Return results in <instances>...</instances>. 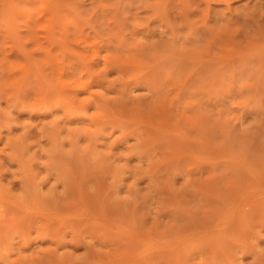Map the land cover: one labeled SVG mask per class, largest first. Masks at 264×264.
<instances>
[{
	"label": "rangeland",
	"instance_id": "rangeland-1",
	"mask_svg": "<svg viewBox=\"0 0 264 264\" xmlns=\"http://www.w3.org/2000/svg\"><path fill=\"white\" fill-rule=\"evenodd\" d=\"M262 2L0 0V264H264V45L243 23L256 7L264 26ZM57 3L68 48L41 28ZM205 23L242 52L206 43ZM88 80L77 101L102 95L108 121L57 95ZM219 235L224 259L205 248Z\"/></svg>",
	"mask_w": 264,
	"mask_h": 264
},
{
	"label": "bare ground",
	"instance_id": "bare-ground-1",
	"mask_svg": "<svg viewBox=\"0 0 264 264\" xmlns=\"http://www.w3.org/2000/svg\"><path fill=\"white\" fill-rule=\"evenodd\" d=\"M29 1V0H28ZM201 3L203 2L205 5H206V9L208 10L209 8H210V4H215V5H219V4H225L228 8H229V3L230 2H234L235 0H199ZM259 1H262V0H259ZM199 4V3H198ZM262 6H264V2H262ZM9 8V6L7 5V1H5V3H2V9H6V8ZM11 7H15V5H13V6H11L10 5V9H11ZM226 7V8H227ZM258 7V6H257ZM26 8V7H25ZM25 8H23V10L25 9ZM259 8V7H258ZM258 8H257V10H258ZM262 8V7H261ZM9 9V10H10ZM49 8H46V11L48 10ZM65 9H66V6L65 5H62V4H59V3H57L54 7H51L50 8V10H49V14H50V17L48 18V20H47V23L49 22V24H47L46 26L44 25V26H42L41 28H42V30H45L46 31V37H45V41H46V43H48L49 45L50 44H52V45H57L58 44V46L60 45V44H62L61 46H63V47H65L67 44L69 45V40H68V35H67V31L65 30V29H60L59 28V30L60 31H57V33H58V36L59 37H56V29H57V25L56 24H59V27H60V22H59V15L61 14V13H63L64 11H65ZM26 10H28V8L26 9ZM26 10L24 11V12H26ZM259 11V10H258ZM34 12V11H33ZM255 12H256V7H255V9H253V11H251L249 14H246V16L247 17H249V19L247 20L246 19V17H244L246 20H244L243 21V23L245 24V26H248V25H250V27H252L253 28V33L252 34H254L255 33V36L254 35H251V37H249V39L251 38V40L253 39L252 37L254 36V38L256 39V40H258V44H259V42L262 44V45H264V26H262V24H260V21H258L256 18H255ZM261 12V11H260ZM28 13H32V10H30L29 9V12ZM40 13V12H39ZM47 13H48V11H47ZM247 13V12H246ZM42 13H40V14H38L39 16L41 15ZM258 16V18H261L262 20H264V12H261V13H256ZM37 15V16H38ZM189 15V14H188ZM39 16H38V18H39ZM41 17V16H40ZM186 17H187V15H186ZM205 17H206V15H205ZM188 20V22H190L189 21V19H187ZM231 20V19H230ZM233 20V19H232ZM38 19H36L35 18V20L34 21H31L34 25L36 24L37 25V23H38ZM262 22H264V21H262ZM194 23V22H193ZM192 23V24H193ZM225 23V22H224ZM74 24V23H73ZM206 24V23H205ZM207 24H208V22H207ZM206 24V25H207ZM226 24H228V23H226ZM233 24H235V23H233ZM75 26L74 27H76L75 29H74V36H76V37H83V38H85V36L83 35L84 33H83V29L82 30H79L78 28L80 27H78V25L77 24H74ZM194 25V24H193ZM192 25V26H193ZM191 26V25H190ZM195 26V25H194ZM193 26V27H194ZM204 26V25H203ZM229 26V25H228ZM242 26H244V25H242ZM207 27H208V25H207ZM221 27V26H220ZM219 27V28H220ZM224 26L222 25V28H223ZM227 27V26H226ZM226 27H224L225 28V34L223 33V31H222V33L224 34H221V33H216V31H214V30H211V29H209V28H211L210 26L208 27V29L206 28V26H205V28H206V30H205V28H204V30H205V35L203 34V38L205 39H203L204 41H206V43H213L214 44V48L215 49H217V51H220V53H222V54H230V56L232 55V54H235V53H237L238 54V52H242V50H243V47L242 46H240L241 45V43L239 44V42L237 41V39H239V38H237V35H238V32L237 31H235V33H233L232 35H228V30L229 29H227ZM239 27V26H238ZM202 28V27H201ZM200 28V29H201ZM215 28H217V27H215ZM197 29V28H196ZM240 28H238V30H239ZM193 31L192 32H194V30L195 29H192ZM221 30V29H220ZM224 30V29H223ZM227 30V31H226ZM233 30H235V28L233 29ZM237 30V29H236ZM197 31V30H196ZM215 33H214V32ZM217 31H219V30H217ZM201 32H204L202 29H201ZM241 32H242V30H241ZM240 32V33H241ZM197 33H199V30L197 31ZM245 33H247L246 31H245ZM246 35H248V33L246 34ZM95 36H97V35H95ZM244 36V35H243ZM249 36V35H248ZM237 38V39H236ZM244 38V37H243ZM99 39V38H98ZM235 39H236V42H238V43H236L235 42ZM248 39V38H247ZM247 39H245V40H247ZM260 39V40H259ZM35 40H36V38H35ZM85 41H86V39H84ZM101 40V39H100ZM98 41V40H97ZM102 41H103V39H102ZM101 41V42H102ZM195 41V40H194ZM193 41V42H194ZM240 41V40H239ZM253 41V40H252ZM250 42V40L248 41V42H246V45L250 42L251 44L253 43V42ZM255 41V40H254ZM37 42H38V44H39V41L37 40ZM87 42V41H86ZM192 42V43H193ZM100 43V42H99ZM257 43V41H255V45H257L256 44ZM96 44H98V42H96L95 43V45ZM250 44V46H252ZM40 45H41V43H40ZM43 45V44H42ZM68 45H67V48H68ZM260 46V45H259ZM70 47V46H69ZM241 47V48H240ZM248 47V46H247ZM255 47H257V46H254V48ZM262 47H264V46H262ZM253 48V49H254ZM101 47H96L95 48V46H91V45H88L87 46V51H89V50H92L91 51V53H92V57L93 58H98L99 56H100V52H101ZM207 49V48H206ZM249 50H251V47L249 48L248 47V49L246 50V51H244V52H246L247 54H250V52H252V51H250L249 52ZM262 50V49H261ZM87 51H82V53H80V52H78V51H75V55L74 56H76L75 57V61H77L78 62V65L77 64H75L76 66H79V67H77V68H79V72L80 73H82L83 72V74L85 73V74H87V75H89L88 77H92L93 75L91 74V67L95 64V61L93 60V58L91 59V60H89V61H87V55H86V53H87ZM188 51H193L194 52V50H188ZM248 51V52H247ZM199 52V50L197 51V53ZM207 52V58L208 59H206V57H205V60H206V63L205 62H203V64L205 65L206 64V67L208 68V66L210 67L211 65H208L207 64V62L209 63H211L212 64V66L211 67H213V63H215V64H217L218 62H219V60L217 61V63H216V60H217V58L215 57V58H213V57H211V52H210V50H208V51H206ZM205 52V53H206ZM244 52H243V55H245L244 54ZM143 53V52H142ZM195 53H196V51H195ZM239 53V54H240ZM255 53V51L253 52V53H251V54H254ZM168 54V53H167ZM166 54V55H167ZM173 54V53H172ZM200 54H201V52H200ZM203 54V53H202ZM250 54V55H251ZM165 55V56H166ZM193 55V54H192ZM256 55V54H255ZM162 56H164V55H162ZM164 56V57H165ZM194 56V58L196 57V54L195 55H193ZM205 56V55H204ZM234 56V55H233ZM239 56V55H238ZM138 57V56H137ZM159 57V56H158ZM164 57H162V58H164ZM223 57H224V55H223ZM248 57V56H247ZM106 58H112V66L114 65L115 67H116V69H117V72H119V73H121L123 70H122V68L124 67V64L123 63H119V61L118 60H115V58L114 57H111V56H107V57H105L104 59H106ZM133 58H135V57H133ZM161 58V59H162ZM177 58V57H176ZM179 58V57H178ZM5 59H7V58H5ZM77 59V60H76ZM137 59V58H136ZM202 59V58H201ZM219 59V58H218ZM221 59V58H220ZM223 59V58H222ZM134 60V59H133ZM141 60V59H140ZM158 60V59H157ZM170 60H172V59H170ZM182 60H183V58H182ZM195 60V59H194ZM197 60V59H196ZM200 60V59H199ZM208 60V61H207ZM229 60V59H228ZM5 61V60H4ZM74 61V62H75ZM105 61H107V59L105 60ZM126 61H127V59H126ZM139 61V60H138ZM137 61V62H138ZM180 61V60H179ZM192 61V60H191ZM204 61V60H203ZM221 61V60H220ZM224 61V60H223ZM262 61V60H261ZM227 62V61H226ZM262 62H264V61H262ZM6 63H8V61H6ZM130 62H128V64H129ZM135 63V62H134ZM177 63V62H176ZM188 63V62H187ZM202 63V62H201ZM200 63V65L202 66V64ZM225 63V62H224ZM233 63V62H232ZM142 64V63H141ZM140 64V65H141ZM160 64V63H159ZM195 64H196V62H195ZM227 64H230L229 62L227 63ZM72 65H74V64H72ZM107 65V64H106ZM105 65V66H106ZM174 65H175V63H174ZM173 65V66H174ZM190 65H191V63H190ZM194 65V64H193ZM193 65H191V66H193ZM204 65L202 66V67H204ZM208 65V66H207ZM218 65V64H217ZM134 66V65H133ZM144 66V65H143ZM142 66V67H143ZM151 66H152V64H151ZM189 66V65H188ZM197 66V65H196ZM201 66H198V67H201ZM261 66H262V64H261ZM144 67H146V66H144ZM165 67V66H164ZM178 67V66H177ZM184 67H185V65H184ZM190 67V66H189ZM197 67V68H198ZM201 67V68H202ZM73 68V67H72ZM156 68V67H155ZM175 68V67H174ZM183 68V67H182ZM191 68V67H190ZM193 68V67H192ZM195 68V67H194ZM197 68H195V69H197ZM73 69H75V68H73ZM116 69H114V70H116ZM165 69V68H164ZM189 69V68H188ZM195 69H194V71H195ZM204 69V68H203ZM211 68H209V70H210ZM77 70V69H76ZM126 70V69H125ZM132 70H134V69H132ZM175 70V69H174ZM173 70V71H174ZM201 70V69H200ZM200 70H199V73H200ZM207 70V69H206ZM205 69H204V73H207V72H209V71H206ZM111 71V70H110ZM156 71V69L153 71V73H151L152 75H150V78L154 81L155 80V78L157 77L156 75H158V72H155ZM184 71V70H183ZM198 71V70H197ZM157 73L156 75H155V73ZM170 72V71H169ZM179 72H181V71H179ZM202 72V73H203ZM176 73V72H175ZM196 73H198V72H196ZM201 73V74H202ZM203 73V74H204ZM160 74H164V73H159V75ZM202 74V75H203ZM165 75V74H164ZM175 75V74H174ZM205 75V74H204ZM215 75V74H214ZM149 76V75H148ZM170 76V75H169ZM168 76V77H169ZM178 76V75H177ZM191 77V76H190ZM189 77V78H190ZM144 78V77H143ZM143 78H139V77H136L135 79H134V83L135 84H139V82H143L142 80H140V79H143ZM145 78H148V77H145ZM144 78V79H145ZM92 79V78H91ZM143 79V80H144ZM158 79V78H157ZM156 79V80H157ZM177 79V78H176ZM103 80V79H102ZM102 80H99L98 82H96L97 84L96 85H99V87L100 86H102V84L104 83V81H102ZM155 80V81H156ZM178 80V79H177ZM146 81V80H145ZM144 81V82H145ZM155 81H154V83H155ZM76 82V81H75ZM78 82V81H77ZM149 82H151L150 80H149ZM94 83V82H93ZM146 83V82H145ZM175 83V82H174ZM134 84V85H135ZM147 84V83H146ZM149 84V83H148ZM185 84V83H184ZM140 85V84H139ZM185 86V85H184ZM90 87H92V81H90V80H88L87 82H84V83H76V85L74 86V87H70V86H68V87H66V88H64V87H62L61 89H60V91L58 92V96L62 99V102H64V103H66V105H67V107L68 108H70L69 110H66L67 111V113H68V115H73V116H75L76 114H75V111L77 110H85L86 109V107L88 108V107H94L96 110H97V112L94 114V119H98V120H100V122L101 123H103L102 122V119H104V118H106V120H107V118H108V120H109V116L108 115H105V116H103V110H105L104 111V114H106L105 112L107 111L106 109H105V106H107L106 105V101H104V100H102V97H100V96H102V95H100V96H98V97H100L101 98V100L97 97H93V96H91V95H89L90 97L88 98V99H86L85 100V102H86V107L85 106H83V104H82V102H80V101H77V96L80 94V93H85V91H88V90H90L89 88ZM105 103H104V102ZM110 105V104H109ZM109 105L107 106V107H109ZM121 105V104H120ZM123 105V104H122ZM121 105V106H122ZM119 106V105H118ZM142 106V105H141ZM85 107V108H84ZM113 107V106H112ZM122 107H124V106H122ZM138 107V106H137ZM104 108V109H103ZM118 107H116V109H117ZM121 108V107H120ZM123 109H126V108H123ZM141 109V108H140ZM145 109H147V108H145ZM122 110V109H121ZM114 111V110H113ZM112 111V112H113ZM139 111V110H138ZM110 111H108V113L107 114H111V112L109 113ZM115 112H117V110L115 111ZM121 112V111H120ZM123 112V111H122ZM125 112V113H124ZM124 116H126V112L128 113V111H125L124 110ZM149 112V111H148ZM119 113V112H118ZM145 114V113H144ZM112 115H114V114H112ZM111 115V116H112ZM133 115H135V114H133ZM133 115H131V117L130 118H132L133 117ZM107 116V117H106ZM115 116V115H114ZM118 116H119V114H118ZM123 116V115H122ZM122 116H120V117H122ZM152 116L153 115H151V118H152ZM100 117V118H99ZM116 117V116H115ZM135 117V119H136V115L134 116ZM149 117H150V115H149ZM137 118H139L138 116H137ZM122 119V118H121ZM128 119V118H127ZM106 120L104 121V122H106ZM107 120V121H108ZM112 120H113V117H112ZM112 120H111V123H112ZM114 120H116L115 118H114ZM113 120V121H114ZM123 120V119H122ZM121 120V121H122ZM126 119H124L123 121H125ZM140 120V119H139ZM138 120V121H139ZM117 121H118V118H117ZM137 121V120H136ZM142 122V121H141ZM114 123H115V121H114ZM154 123V122H153ZM106 124H108V122L106 123ZM114 125V124H113ZM119 125V124H118ZM154 126V125H153ZM158 127V126H157ZM118 128V127H117ZM179 141V140H178ZM180 142H182V141H180ZM180 142H179V144H180ZM187 143V142H186ZM176 144V143H175ZM189 143H187V145H188ZM177 145V144H176ZM182 145V144H181ZM246 220V217L244 216L243 217V219L242 220H240V221H245ZM240 221L238 222V226L240 225ZM213 241L212 242H210L209 241V243H207L206 244V249L207 250H209V252L211 251V253H214L213 252V250H215L216 251V249L220 252V254L219 255H221V257H223V259H224V257H227L228 256V252H227V250L222 246V244H221V240H222V237H221V235H219L218 237H216V238H214V239H212Z\"/></svg>",
	"mask_w": 264,
	"mask_h": 264
}]
</instances>
